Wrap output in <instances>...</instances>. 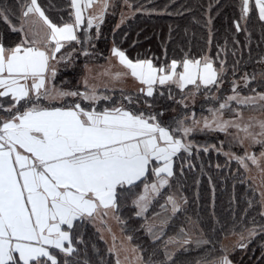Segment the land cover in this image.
Masks as SVG:
<instances>
[{
	"label": "snow or ice",
	"instance_id": "obj_1",
	"mask_svg": "<svg viewBox=\"0 0 264 264\" xmlns=\"http://www.w3.org/2000/svg\"><path fill=\"white\" fill-rule=\"evenodd\" d=\"M124 4L129 10L135 7L130 16L145 10L128 0ZM230 6L238 11L232 19L234 33H246L244 46L249 47L252 60L249 26L256 20L264 41V0H235ZM117 7L116 0H69V19L65 20L52 16L58 0L46 5L40 0H0V23L4 25L0 33V264H93L87 258V227L93 226L101 240L105 231L112 234L109 219L126 231L120 213L129 200L137 217L153 203L161 209L155 214L159 229L155 223L146 229L152 238L150 249L132 248L135 264H234L232 253L249 245L259 248L264 264V190L257 197L250 183V194L242 200L234 185L226 210L217 212V189L209 177L211 211L202 214L189 207L179 187L183 166L179 173L175 167L177 159L185 158L182 154L190 158L213 150L221 153L225 142L229 148L244 149L243 155L223 152L228 161L235 160L245 172L250 170L249 162L260 166L264 119L249 117L245 122L243 113L245 109L264 113V55L254 62L260 70L249 73V65L241 63L242 52L236 49L241 42L233 35L231 51L225 39L217 44L215 56L196 57L190 48L186 50L191 44L188 30L180 36L178 28L169 26L168 41L180 46L179 58H169L165 48L162 61L158 57L133 60L117 46L104 58L93 40L99 38L109 9ZM215 7L224 4L217 0ZM163 11L172 15L167 8ZM212 11L210 5L203 24L209 49ZM175 14L183 16L184 12ZM127 19L129 15L122 12L120 23ZM9 34L18 38L11 40ZM80 55L85 57L79 82L83 90L57 86L61 67H77ZM229 55L238 57L231 67ZM93 58L107 59L109 64L115 58L123 71L105 70L96 75L118 83L131 78L135 92L122 87L117 99L107 84L101 91L92 82L96 79L89 66ZM229 73L231 94L222 96L220 86ZM201 95L213 105L206 109L211 118L198 119L192 111ZM145 98H152L153 103ZM157 98L181 105L183 112L164 119L168 109L163 105L156 109ZM142 101L150 111L140 106ZM206 133H223L227 140L219 145L198 143L196 136ZM246 141L249 147L260 146L259 157L248 152ZM234 179L246 183L242 176ZM196 184L199 201L198 180ZM178 218L175 235L160 246L165 228ZM228 235L238 237L231 246L222 243ZM193 250L202 255L195 260L185 255ZM108 251L121 264L115 243Z\"/></svg>",
	"mask_w": 264,
	"mask_h": 264
},
{
	"label": "trees",
	"instance_id": "obj_2",
	"mask_svg": "<svg viewBox=\"0 0 264 264\" xmlns=\"http://www.w3.org/2000/svg\"><path fill=\"white\" fill-rule=\"evenodd\" d=\"M131 4L136 7L143 6L140 12H137L132 18L128 19L124 24L117 27V20L121 9V0H116L119 7L114 11L109 9L108 14L105 17V22L101 26V34L98 39H94L95 50L103 54V57L109 55L112 45L117 46L124 50L130 59L135 60L136 58H153L158 57L161 61L165 56V48H167V55L169 58L176 56L179 58L182 55L180 46L168 41V30L169 26L180 31V36H183L184 29L188 30V36L191 38V44L186 46L187 49H191L192 55L198 57L201 54H209L215 56L217 51V44H223L225 39L229 40V51L233 45L231 44V38L235 35L241 43L236 46L238 54L242 52L243 61L242 65L247 64L248 72L251 73L253 70L259 71L258 65H255V60L260 56L264 55V41L261 40L262 29L260 24L253 20L249 26V31L252 33L251 37V57L249 60V47L244 45L246 41V33L235 34L232 27V19L238 14L237 10H234L230 5L235 0H221L224 4L223 8L216 9L215 5L217 0H128ZM42 5H46L49 0H40ZM69 0H58V8L52 13V16L58 19L63 16L65 20H68L67 15ZM213 7L211 15L213 17V40L211 48L206 46L207 40V29L203 26L205 19L207 18L209 6ZM167 8V12L172 13L168 15L164 13V9ZM135 9V7H134ZM177 10L183 11V16H177L175 13ZM4 31V25L0 23V33ZM93 35L95 32L93 30ZM18 37L15 34H9V39L16 40ZM179 39V37H175ZM259 45V46H258ZM79 45L76 48L79 49ZM70 50V49H69ZM92 51V49H89ZM65 50H62V52ZM104 58L102 60H104ZM238 57L228 56V64L231 67L234 59ZM92 61H98L93 58ZM90 62V61H89ZM98 62H101L98 61ZM85 63V57L80 55L76 61L77 67L69 66L68 68L61 67L58 74L56 84L65 88L71 89L80 86V77L82 75L83 64ZM233 77L231 73L228 74L227 79L221 85L220 95H230L231 82ZM128 90V89H126ZM135 92L134 90H128ZM110 94L114 95L115 98H120L119 89L114 90ZM174 94L179 98V94L174 91ZM149 103H153L152 98H145ZM164 106L165 111L164 119H170L172 116L182 113V106L174 104L166 99L157 98L154 102V107L159 109ZM145 108V111H150L144 105L143 101L140 105ZM210 105L204 98L198 99L192 111L207 112L206 109ZM175 109V112L171 111ZM229 113H226V115ZM228 118V117H226ZM196 141L200 144H217L219 145L221 140H227L223 133H206L198 134ZM225 149L229 146L227 142L224 144ZM225 152V151H223ZM216 151H210L209 153L201 152L199 155L193 154L192 157H187V154H182L181 159H177L175 167L177 173H179L180 167L183 166L184 177L181 185L179 186L183 195L189 199V207L200 211L202 214L211 211L212 197H211V186L209 184V177L212 178V183L216 185V210L221 212L226 210L229 196L233 192V186L235 185V192L245 199L249 194L248 185L252 182L249 180L245 170L238 165L235 160L228 161L227 157ZM192 164L194 167L189 168L188 165ZM217 165H220L217 168ZM236 176H242L245 178L246 183L240 184ZM199 181V192L201 199L196 201L195 196L197 193L196 181ZM257 196V192H255ZM160 200L159 203H163ZM137 210L128 201L127 205L121 209V218L126 222V231L128 236L133 237L132 243L134 246L141 245L145 249H150L152 244V238L148 235L146 229L151 223L152 218L161 209L159 204L153 203L147 213L137 217L135 212ZM179 219L174 222L170 221L169 225L165 228L166 235L162 237L158 244L163 245V242L168 239L169 236H174L177 227L179 226ZM156 224V223H155ZM159 224H156L157 230ZM84 231V230H82ZM86 239L88 240V259L93 264H116L115 254H110L108 249L110 248L105 240L99 238V233L96 229L89 225L87 227ZM223 243V238H222ZM94 245V247H93ZM190 259H197L202 253L193 250L191 253H186ZM236 264H261V253L256 245H249L248 249L237 248L231 257Z\"/></svg>",
	"mask_w": 264,
	"mask_h": 264
},
{
	"label": "rangeland",
	"instance_id": "obj_3",
	"mask_svg": "<svg viewBox=\"0 0 264 264\" xmlns=\"http://www.w3.org/2000/svg\"><path fill=\"white\" fill-rule=\"evenodd\" d=\"M97 11H98V9H97ZM130 11H135V9L133 8L132 10H129L127 8V6L124 4V0H121V9H120L118 20H117V25H119V26L122 25L120 23L122 12L125 15H129V19L133 17V16H130ZM136 14H137V12H136ZM113 46L114 45H112V47ZM110 56H111V50H110L109 55L106 56L105 58L110 57ZM102 59L103 58L98 59V61L101 60V62H98V61H90L89 62V66L92 69L91 75L93 77H96V79L92 80V82L100 85L101 91L104 90L105 84H107L108 87L110 89H113V90L120 89L123 87L125 89L135 91L136 83L131 78H127V80L123 83H118V82L111 80L108 76H97L96 75L97 73L103 72L105 70H110L113 74L115 72H118V71H123V69L117 63L115 58H112L111 64H109L107 59H104V60H102ZM100 66H103V67H100ZM246 94H250V93H246ZM203 98L204 97L201 95V96L197 97V100L203 99ZM0 99H2V98H0ZM195 114H196L198 119L202 118L203 116H207V117L211 118L210 114L208 112L195 111ZM243 114H244V121L245 122H247L249 117H254L256 119H264V113H261L259 111H253V110L245 109ZM229 115L225 114V118L228 117ZM230 131L234 132V130H230ZM255 131H259V129H255ZM215 134H217V133H215ZM241 135H243V134L241 133ZM244 147L248 150V152L255 153L259 157V153L261 150L259 145L249 147L248 142L246 141ZM223 151L234 152L237 155H243L244 154V149H242L238 145H233L231 148H228V149H225V146H223ZM249 167H250V170L247 171L246 174H247L249 180H251L252 184H254V186L256 188V192H257V197H258L259 192L261 190H264V171H261V169H264V159L260 160V166L259 167L251 165L250 162H249ZM107 222H108V225L111 227L112 234L115 235L116 239H115V241H113V235L109 234L107 231H105L104 232V236H105L104 240L107 241V244L109 247H111L113 245V243H115L116 251L119 253V258L121 260V264H135L136 253H134L132 251L134 244L132 243V241L127 240L128 235L125 232L121 231V225L117 224L114 220L109 219ZM153 223L159 224V221L155 218V216L152 218L150 224H153ZM237 239H238V237L235 235H228L227 238H223V244L231 246L233 243H235L237 241ZM234 264H236V263L234 262Z\"/></svg>",
	"mask_w": 264,
	"mask_h": 264
}]
</instances>
